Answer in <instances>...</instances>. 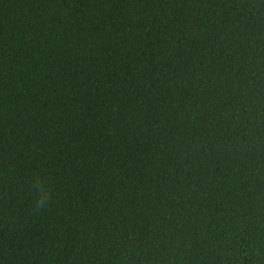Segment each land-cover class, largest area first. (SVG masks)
Masks as SVG:
<instances>
[{
  "label": "trees",
  "instance_id": "16d2710c",
  "mask_svg": "<svg viewBox=\"0 0 264 264\" xmlns=\"http://www.w3.org/2000/svg\"><path fill=\"white\" fill-rule=\"evenodd\" d=\"M0 264H264V0H0Z\"/></svg>",
  "mask_w": 264,
  "mask_h": 264
},
{
  "label": "clouds",
  "instance_id": "9594fccd",
  "mask_svg": "<svg viewBox=\"0 0 264 264\" xmlns=\"http://www.w3.org/2000/svg\"><path fill=\"white\" fill-rule=\"evenodd\" d=\"M41 209H37V212H39Z\"/></svg>",
  "mask_w": 264,
  "mask_h": 264
}]
</instances>
